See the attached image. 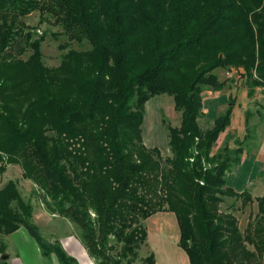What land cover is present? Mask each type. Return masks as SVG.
Instances as JSON below:
<instances>
[{"label":"trees","instance_id":"1","mask_svg":"<svg viewBox=\"0 0 264 264\" xmlns=\"http://www.w3.org/2000/svg\"><path fill=\"white\" fill-rule=\"evenodd\" d=\"M33 13L90 48L46 66L44 35L25 22ZM217 69L243 70L241 82L264 92V0H0V173L18 166L45 210L76 226L94 264H133L143 222L165 212L189 264H264V196L227 186L240 148L211 155L232 99L212 128L197 124L205 87L226 84ZM161 95L180 114L178 127L161 120L166 157L142 139L145 105ZM224 198L256 202L243 231L221 211ZM32 214L13 181L0 187V236L24 228L42 257L78 264ZM141 264H156L153 252Z\"/></svg>","mask_w":264,"mask_h":264},{"label":"rangeland","instance_id":"2","mask_svg":"<svg viewBox=\"0 0 264 264\" xmlns=\"http://www.w3.org/2000/svg\"><path fill=\"white\" fill-rule=\"evenodd\" d=\"M39 20L38 13H33L26 18L25 22L33 28L34 38L44 35L41 53L46 66H58L62 54L69 49L88 50L90 48L86 42H69L59 26L53 25L48 20L44 22ZM64 45H67V49L61 50L60 47ZM215 73L220 81H226V87L221 90L219 96L208 97L207 105L214 106L215 102H217V107L219 105L213 118L223 113L224 106H227L226 102L221 101L224 102L225 90L227 94L230 93L234 108L231 123L219 136L211 150V155L222 152L226 146L231 151L240 148L242 151L240 162L238 165L231 166L226 176V184L236 192L249 191L253 198L264 196V92L259 88L250 90L245 79L238 86L233 85L234 79L240 76V73L243 74V70L236 72L234 69L225 71L217 69ZM205 88L202 95L203 109L207 92H214ZM211 99H213L212 102ZM220 104L223 107H220ZM209 114H212V111ZM246 116L248 117L247 124H245ZM163 119L172 127H178L180 124V114L175 111L173 100L167 95L157 96L146 103L142 124L144 145L159 148L161 154L166 157L170 155V152L167 132L162 126L161 120ZM8 181L16 184L25 202H31L33 206L31 221L37 225L47 242L58 243L66 254L76 259L78 264H94L80 244L79 230L76 226L45 210L41 199L34 194L36 189L34 184L21 177V170L18 166L9 165L3 173H0V187ZM220 209L223 212L233 213L241 231L257 213L255 201L242 206L240 200L234 198H224ZM143 226L147 230V242L141 246L138 258L133 264H141L151 252L154 254L156 264H189L185 252L178 247L179 229L172 213L155 214L145 220ZM0 244L6 247L0 257L3 254L8 255L9 259L5 261L7 264H59L54 255L50 260L42 257L38 245L24 228H20L9 236H0ZM2 262L0 260V264Z\"/></svg>","mask_w":264,"mask_h":264},{"label":"crops","instance_id":"3","mask_svg":"<svg viewBox=\"0 0 264 264\" xmlns=\"http://www.w3.org/2000/svg\"><path fill=\"white\" fill-rule=\"evenodd\" d=\"M225 71V70H224ZM241 82V80L239 81L238 80V77L237 78H235L234 79V83H233V85L234 86H238L239 85V83ZM226 87V84H225V86L222 88V89H224ZM221 89V90H222ZM221 90H219V91H214V92H207V95H206V97H205V100H204V109H203V114H202V116L201 117H199L198 119H197V124H198V126L202 129V130H207V129H210V128H212V126H213V124H214V120H215V118L216 117H218V116H216L215 118H213L214 117V115H215V111L219 108V105H218V107H217V102H215L213 105L214 106H209V105H207L206 104V102H207V100H208V97H210V98H212L213 96H215L216 97V95L217 96H219V94H221ZM226 99H227V101H226ZM229 99H232V97L230 96V93L229 94H227L226 93V90L224 91V102H223V100H221L222 101V103H225L226 102V104L228 105V101H229ZM210 100V99H209ZM213 101V99H211V102ZM220 101V102H221ZM234 106V105H233ZM220 107H223V106H221V104H220ZM224 108H225V110H226V108H227V106H224ZM224 110V111H225ZM210 111H212V114H209L210 113ZM218 113V112H217ZM217 113H216V115H217ZM224 113V112H223ZM221 114H222V112H221ZM227 129V128H226ZM225 129V130H226ZM223 134V133H222ZM221 135V134H220ZM148 137V136H147ZM150 143H154V142H150ZM70 256V255H69ZM73 257V256H72ZM74 258V257H73ZM21 262V261H20ZM46 264V263H45Z\"/></svg>","mask_w":264,"mask_h":264},{"label":"water","instance_id":"4","mask_svg":"<svg viewBox=\"0 0 264 264\" xmlns=\"http://www.w3.org/2000/svg\"><path fill=\"white\" fill-rule=\"evenodd\" d=\"M8 259H9V256L6 255V254H3V255L0 257V260H1V261H6V260H8Z\"/></svg>","mask_w":264,"mask_h":264},{"label":"built area","instance_id":"5","mask_svg":"<svg viewBox=\"0 0 264 264\" xmlns=\"http://www.w3.org/2000/svg\"><path fill=\"white\" fill-rule=\"evenodd\" d=\"M238 80L240 81V76H238ZM261 90V89H260Z\"/></svg>","mask_w":264,"mask_h":264}]
</instances>
